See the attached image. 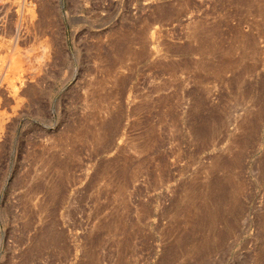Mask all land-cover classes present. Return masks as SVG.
Returning a JSON list of instances; mask_svg holds the SVG:
<instances>
[{"label":"rangeland","instance_id":"obj_1","mask_svg":"<svg viewBox=\"0 0 264 264\" xmlns=\"http://www.w3.org/2000/svg\"><path fill=\"white\" fill-rule=\"evenodd\" d=\"M0 264H264V0H0Z\"/></svg>","mask_w":264,"mask_h":264},{"label":"bare ground","instance_id":"obj_2","mask_svg":"<svg viewBox=\"0 0 264 264\" xmlns=\"http://www.w3.org/2000/svg\"><path fill=\"white\" fill-rule=\"evenodd\" d=\"M193 33V32H192ZM197 41V40H196ZM213 43V42H212ZM199 44V43H198ZM205 47V46H204ZM203 48V47H202ZM226 65V64H225Z\"/></svg>","mask_w":264,"mask_h":264}]
</instances>
